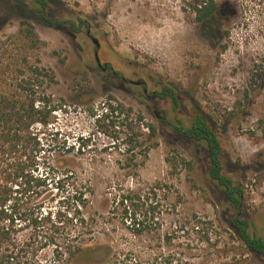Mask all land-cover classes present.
<instances>
[{
  "label": "rangeland",
  "instance_id": "rangeland-1",
  "mask_svg": "<svg viewBox=\"0 0 264 264\" xmlns=\"http://www.w3.org/2000/svg\"><path fill=\"white\" fill-rule=\"evenodd\" d=\"M48 1L50 17L84 19L98 48L84 29L47 24L32 0H0V88L8 89L7 77L24 58L53 73L56 83L43 87L63 106L41 129L40 169L50 168L58 177L69 170L75 186L91 188L95 242L113 247L119 264H264V256L246 248L231 227L236 209L208 177L205 145L172 131L200 115L216 132L223 173L243 189L241 216L249 233L264 241V0H213L220 16L205 22L198 21L195 8L207 0ZM21 22L35 36L21 32ZM96 50L100 62L120 76L143 80L146 94L98 69ZM163 85L176 92L177 108L153 96ZM109 98L132 107L157 130L158 145L135 178L117 164L120 152L111 146L116 128L101 122L97 129L88 113ZM81 137L89 143L78 151ZM150 184L160 189L155 224L144 217L146 205L126 217L125 209L132 208L125 207L123 196ZM74 185H48L41 199L51 214L48 228L59 219L67 225L78 209ZM144 220L153 229L135 233L134 223ZM39 259L52 262L51 248Z\"/></svg>",
  "mask_w": 264,
  "mask_h": 264
},
{
  "label": "trees",
  "instance_id": "trees-1",
  "mask_svg": "<svg viewBox=\"0 0 264 264\" xmlns=\"http://www.w3.org/2000/svg\"><path fill=\"white\" fill-rule=\"evenodd\" d=\"M32 1L37 5V13L47 24H68L75 31L83 29L85 22L81 17L76 22L57 20L48 15V0ZM197 6L195 12L198 13V21L205 22L216 15L220 16V10L213 0L201 2ZM20 24L23 26L21 32H25L26 36H35L29 24ZM19 67L14 72L15 75L7 77L8 89L1 91L0 88V264H59L68 261L119 264L120 260L116 257L118 253L113 247L96 243L92 236L94 214H90L92 209L88 199L92 195L91 188L75 186L73 172L69 170L62 169L61 177H58L49 172L50 168L48 171L40 169L38 158L43 150L40 146L41 129L47 128L53 122V117L63 106L61 102H55L43 87L46 81L48 85L56 83L53 73L39 64H31L25 58ZM155 95L159 99L168 98L174 109L179 105L176 92L169 85H163ZM111 100L109 98L103 103L99 111L91 108L88 113L97 129H100L101 122L110 123L116 128L117 134L112 137L114 140L111 146L120 152L117 164L127 176L135 178L148 152L158 145L157 130L154 125L144 123L141 114L132 107L121 103L114 105ZM172 131L177 136L205 145L209 164L208 177L220 189L227 202L236 209L230 222L231 227L246 248L264 256V241L249 233V222L241 216L243 189L223 173V150L216 132L200 115H196L187 127L178 122L172 126ZM77 140L78 151L85 150L89 138L81 137ZM57 163L64 161L57 160ZM51 182L57 188L74 185L78 209H75L73 217L67 219V225L64 222L60 225L59 219L48 228L46 222L51 221V214L43 210L41 199ZM159 191L158 185L150 184L137 186L130 191V195L127 192L122 203L126 202L125 207L132 209H125L126 217H134L138 208L146 205L144 217L155 224L153 219ZM171 193L180 199L175 190ZM143 223L145 226L140 228ZM194 224L197 227L198 222ZM135 225V233L138 234L148 233L152 227L146 220L135 222L133 226ZM24 233H28V236L23 239ZM49 248L53 255L52 262L40 260L41 252ZM158 256L164 261L169 260V255L164 252H160ZM171 261L172 259L168 262Z\"/></svg>",
  "mask_w": 264,
  "mask_h": 264
},
{
  "label": "flooded vegetation",
  "instance_id": "flooded-vegetation-1",
  "mask_svg": "<svg viewBox=\"0 0 264 264\" xmlns=\"http://www.w3.org/2000/svg\"><path fill=\"white\" fill-rule=\"evenodd\" d=\"M85 24L83 25V29L85 30V34L87 37H89L90 39L92 38L91 34H90V28L87 24V22L84 20ZM94 38V37H93ZM92 42V41H91ZM96 47V46H95ZM98 48V47H97ZM97 53V58L98 61L94 60L96 62V67L98 69H100L102 72H108L109 74L112 75V77H114L117 81H121V82H125V83H129L131 85H134L136 87H141L142 88V93L146 94L147 89H146V84L143 80L138 79V80H130V79H126L124 76H120L119 73H117L116 71H114L107 63H101L100 59L98 57V52L97 50L94 52V54ZM156 92L153 93V96L155 95Z\"/></svg>",
  "mask_w": 264,
  "mask_h": 264
},
{
  "label": "water",
  "instance_id": "water-1",
  "mask_svg": "<svg viewBox=\"0 0 264 264\" xmlns=\"http://www.w3.org/2000/svg\"><path fill=\"white\" fill-rule=\"evenodd\" d=\"M91 41L92 43L96 46V48L98 47V43H97V40L95 38H91ZM94 57H95V60L98 61V58H97V53L94 54Z\"/></svg>",
  "mask_w": 264,
  "mask_h": 264
}]
</instances>
